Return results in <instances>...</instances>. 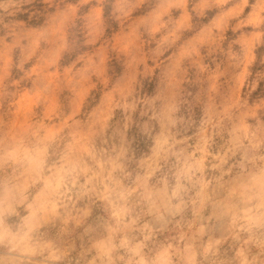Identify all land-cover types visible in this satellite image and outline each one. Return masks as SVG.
Returning <instances> with one entry per match:
<instances>
[{"label": "rangeland", "instance_id": "rangeland-1", "mask_svg": "<svg viewBox=\"0 0 264 264\" xmlns=\"http://www.w3.org/2000/svg\"><path fill=\"white\" fill-rule=\"evenodd\" d=\"M0 264H174L172 0H0Z\"/></svg>", "mask_w": 264, "mask_h": 264}]
</instances>
